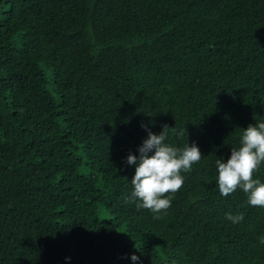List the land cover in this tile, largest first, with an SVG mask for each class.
<instances>
[{"label":"trees","instance_id":"1","mask_svg":"<svg viewBox=\"0 0 264 264\" xmlns=\"http://www.w3.org/2000/svg\"><path fill=\"white\" fill-rule=\"evenodd\" d=\"M259 122L264 0H0V264H264L215 163ZM165 124L203 156L154 219L126 158Z\"/></svg>","mask_w":264,"mask_h":264},{"label":"clouds","instance_id":"2","mask_svg":"<svg viewBox=\"0 0 264 264\" xmlns=\"http://www.w3.org/2000/svg\"><path fill=\"white\" fill-rule=\"evenodd\" d=\"M243 129L240 145L231 149L227 161L216 160V183L221 196L227 197L241 189L249 205L264 207V183L254 178L264 164V122L249 124ZM146 130L148 135L138 147L139 155L130 152L126 158L128 165H135L130 181L133 188L126 202L136 201L138 209H147L155 214L154 219H160V213L167 212L175 194L183 188L186 180L183 174L190 172L203 154L195 143L181 148L166 142L169 131L183 135V130L177 132L175 127L166 124L159 134ZM226 219L238 224L244 215L226 213ZM260 243L264 244V238ZM131 259L136 262L140 258L133 254Z\"/></svg>","mask_w":264,"mask_h":264}]
</instances>
